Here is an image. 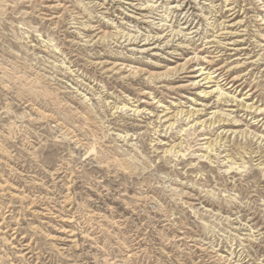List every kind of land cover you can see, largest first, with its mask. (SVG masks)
<instances>
[{"label": "rangeland", "instance_id": "rangeland-1", "mask_svg": "<svg viewBox=\"0 0 264 264\" xmlns=\"http://www.w3.org/2000/svg\"><path fill=\"white\" fill-rule=\"evenodd\" d=\"M263 21L264 0H0V264H264V116L228 102L264 110ZM196 53L245 85L203 97Z\"/></svg>", "mask_w": 264, "mask_h": 264}, {"label": "bare ground", "instance_id": "bare-ground-1", "mask_svg": "<svg viewBox=\"0 0 264 264\" xmlns=\"http://www.w3.org/2000/svg\"><path fill=\"white\" fill-rule=\"evenodd\" d=\"M50 2V0H48ZM229 1H227L228 3ZM260 2V1H259ZM50 6V5H49ZM191 6V5H190ZM227 6H232V4H228ZM232 11H235V8H231L230 12ZM234 13V12H233ZM235 14H232V16H234ZM237 15V14H236ZM264 22V21H263ZM221 24V23H220ZM91 25V23H90ZM108 25V24H107ZM88 26V25H87ZM226 27V26H225ZM92 29H96V31H100L102 28L101 27H92ZM216 29V28H215ZM222 30V29H221ZM227 30V29H226ZM104 30L101 31L100 34H102L100 36V38H98L99 40L103 39V38H106V31L103 32ZM182 31V30H181ZM225 32V31H224ZM230 32V31H229ZM180 33V32H179ZM99 34V35H100ZM177 34V33H176ZM218 35V34H217ZM229 35H232L231 33H229ZM262 35V34H261ZM146 37V36H145ZM158 37V36H157ZM132 38V37H131ZM141 38V37H140ZM174 38V37H173ZM263 40H264V37H262ZM135 39V38H134ZM133 39V40H134ZM139 40V39H138ZM216 40V39H215ZM144 41H147V43L145 45H152L151 43L154 42L153 44H156L160 41L159 38H154L151 39V37H146V39ZM220 41V40H219ZM95 42V41H94ZM131 42V41H129ZM259 42V41H258ZM167 43V42H166ZM171 43V42H170ZM215 42H212L211 44H213ZM206 44V43H205ZM204 44V45H205ZM219 44V43H218ZM261 44V43H260ZM169 45V44H168ZM157 46V45H156ZM163 46V45H162ZM183 46V45H182ZM160 50V49H159ZM196 50V49H195ZM218 50V48H217ZM205 52V53H204ZM218 52V51H217ZM264 53V52H263ZM201 54V53H200ZM202 54H215V53H211L209 51L206 52V50L203 51ZM221 55V54H220ZM262 59V58H261ZM260 59V60H261ZM186 61V60H185ZM99 62V61H98ZM103 62V61H102ZM237 62V61H236ZM101 63V61H100ZM102 64V63H101ZM112 68L114 70H118V71H127V66L125 65H118V64H114L112 66ZM239 67H231L230 64H227L226 62H220V61H216L215 57L214 58H211V57H200L199 54L196 53V55H194V57L192 58H188V60L185 62L184 66L182 67V70L181 72H185V73H189V74H195V73H198L197 75H194L195 78L197 80H193L192 81V86L193 87H205V86H210V87H207V88H210V89H215L210 91V92H206V89H204V91H202V93L200 94H203L204 96L203 97H208V96H211L215 93H222L224 90H226V87H228L227 89L231 90L233 88L236 89H241L245 83H242L241 84V81L244 79L242 77V75H240L236 69H238ZM191 70V72H190ZM177 70L173 69V70H170L168 71L171 75L175 76L177 75ZM131 74H135L137 75V72L135 71H132L130 70L129 71ZM127 72V73H129ZM147 72V71H146ZM243 73V72H242ZM245 74V73H244ZM133 75V76H135ZM204 83V84H202ZM191 85V84H190ZM213 85V86H211ZM251 87V86H250ZM177 89V88H176ZM227 90V92L229 91ZM257 88L256 87H251L248 91V93L245 95V96H248V94H251V95H254L255 92H256ZM176 91V90H175ZM232 92L229 91V94H231ZM222 95H225V94H222ZM228 95V94H227ZM227 97V96H226ZM238 97L236 96H233L231 101H228V102H232L233 103H236L237 106H241L243 107V111H246V112H250V116L252 115V112L253 113H260L259 117L261 116H264V110L260 109V108H256L254 105L251 104L250 105H247L244 103V101L240 100L238 101ZM195 101V100H194ZM203 104H204V101H202ZM206 102V101H205ZM192 106V105H191ZM202 108L203 109H199V110H196V111H191L189 112V116L186 117L188 120H191L193 117H195L196 115H202L200 113H204V112H207L209 109L208 107V104L206 105H202ZM138 111V110H137ZM169 112V111H168ZM221 112V111H220ZM234 112V111H233ZM142 113V112H141ZM185 113V112H184ZM167 114V113H166ZM182 114V113H181ZM205 114V113H204ZM220 115V117H222L219 121H211V125H209L208 127H211V126H215L218 123H224V125L226 123H230V122H233L232 123V127L231 128H237L238 127V123L241 122L240 120H231V116L232 115H225L224 113H217V111L214 113V116L215 115ZM164 115V114H163ZM177 115V114H176ZM179 115V114H178ZM187 116V115H186ZM171 117V116H170ZM181 117V116H180ZM161 118V117H160ZM174 118V117H173ZM214 117L212 116V119ZM168 119V118H167ZM198 121H197V124L198 123H201V120L199 119V116H198ZM210 119V118H209ZM164 120V119H163ZM215 120V119H214ZM196 121V120H194ZM207 121V119H206ZM210 122V121H209ZM209 122H205V121H202V127H206L209 123ZM258 123V122H257ZM172 124V123H171ZM175 124H172L171 126H174ZM194 126V125H192ZM166 127V126H165ZM230 132V131H229ZM229 132H227L226 134H228ZM241 132V131H240ZM239 132V133H240ZM238 133V129L232 131V135L233 134H237ZM230 135V134H229ZM222 138V137H221Z\"/></svg>", "mask_w": 264, "mask_h": 264}]
</instances>
